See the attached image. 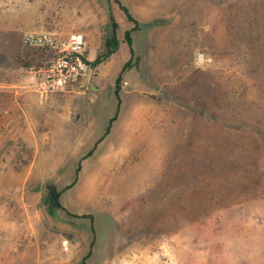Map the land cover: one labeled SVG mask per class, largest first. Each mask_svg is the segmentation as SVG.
Segmentation results:
<instances>
[{"label":"rangeland","instance_id":"374dc122","mask_svg":"<svg viewBox=\"0 0 264 264\" xmlns=\"http://www.w3.org/2000/svg\"><path fill=\"white\" fill-rule=\"evenodd\" d=\"M121 1L131 49L112 0H0V264H264V0ZM110 17L72 90L5 86L23 31Z\"/></svg>","mask_w":264,"mask_h":264},{"label":"built area","instance_id":"2783aa9c","mask_svg":"<svg viewBox=\"0 0 264 264\" xmlns=\"http://www.w3.org/2000/svg\"><path fill=\"white\" fill-rule=\"evenodd\" d=\"M24 47L44 52L47 60L39 67H30L35 77L34 90L40 97L72 90L93 73L85 55V39L79 32H70L64 37L50 32H24ZM204 59L197 57V63Z\"/></svg>","mask_w":264,"mask_h":264},{"label":"trees","instance_id":"16d2710c","mask_svg":"<svg viewBox=\"0 0 264 264\" xmlns=\"http://www.w3.org/2000/svg\"><path fill=\"white\" fill-rule=\"evenodd\" d=\"M112 2L118 6L119 10L125 15L126 19L129 22H132L134 25L133 28L125 31V35H124L125 36L124 41L131 49V40H132L131 32L137 29L138 23L134 20L131 13L129 12L127 7L122 3L121 0H112ZM109 19L111 21V24L110 25L106 24L104 26L103 28L104 35L101 38V42L97 49L95 57L92 61L88 63V65L92 69H96L97 67L107 63L118 47V42L115 37V31H114L116 25L114 22H112L111 17ZM108 27H112V31H110V35L106 33ZM47 58L48 56L45 55L44 52L31 49V50H25L22 53H16L14 55V62L18 66L27 69L30 67L42 66L43 63L47 60ZM46 191L51 207L53 209H62V206L59 202L61 191L57 190L52 184L46 185ZM86 258L87 256L83 258L80 264H86L85 263Z\"/></svg>","mask_w":264,"mask_h":264},{"label":"crops","instance_id":"0c3cea01","mask_svg":"<svg viewBox=\"0 0 264 264\" xmlns=\"http://www.w3.org/2000/svg\"><path fill=\"white\" fill-rule=\"evenodd\" d=\"M25 28V27H24ZM33 30H35V29H28V30H26V31H23V33L24 32H28V31H31V32H48V31H38V30H35V31H33ZM71 32H77V31H71ZM50 33H52V32H50ZM70 32H67L66 34H65V36L67 35V34H69ZM80 33V32H79ZM82 34V33H81ZM83 35V34H82ZM84 36V35H83ZM64 37V36H63ZM85 39V38H84ZM96 52L97 51H92L90 54H88L87 56V58H88V60L89 61H92L93 59H94V57H95V54H96ZM107 63H105L104 65H101V66H105ZM101 66H99V67H97L96 69H93V71H97ZM25 71V72H24ZM4 72L6 73L5 75L8 77V82L7 83H5V86L6 87H8V88H10V87H12V88H14V92H16L17 90L18 91H20V92H22L21 90H19V88H25L26 86H28V85H30L32 82H27V83H23V78H24V74L26 73V72H28V73H30L29 71H26L25 69H23V68H21V67H16V66H14V65H12V64H9V65H7L5 68H4ZM94 72V73H95ZM33 84H35V82L34 83H32V85ZM17 89V90H16ZM31 89V88H30ZM32 90V89H31ZM93 90H95V87L93 88ZM25 92V91H24ZM32 92H34L33 90H32Z\"/></svg>","mask_w":264,"mask_h":264}]
</instances>
